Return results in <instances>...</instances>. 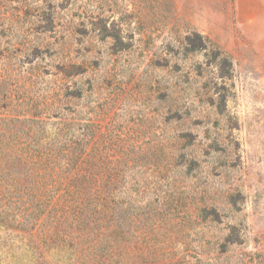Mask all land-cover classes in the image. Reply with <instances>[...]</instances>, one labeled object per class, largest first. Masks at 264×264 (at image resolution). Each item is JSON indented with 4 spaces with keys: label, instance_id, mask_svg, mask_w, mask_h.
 I'll use <instances>...</instances> for the list:
<instances>
[{
    "label": "rangeland",
    "instance_id": "1",
    "mask_svg": "<svg viewBox=\"0 0 264 264\" xmlns=\"http://www.w3.org/2000/svg\"><path fill=\"white\" fill-rule=\"evenodd\" d=\"M0 264H264V0H0Z\"/></svg>",
    "mask_w": 264,
    "mask_h": 264
},
{
    "label": "trees",
    "instance_id": "2",
    "mask_svg": "<svg viewBox=\"0 0 264 264\" xmlns=\"http://www.w3.org/2000/svg\"><path fill=\"white\" fill-rule=\"evenodd\" d=\"M89 194L83 191L80 192H71V191H63V192H58L56 194V199H63L67 203L71 204H78V202L85 201L88 203V200L90 197H88ZM91 197L93 196L95 199H99L98 194H93L90 195ZM94 209L97 210L96 205L93 207Z\"/></svg>",
    "mask_w": 264,
    "mask_h": 264
}]
</instances>
